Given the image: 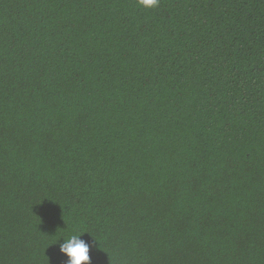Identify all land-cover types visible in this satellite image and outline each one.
<instances>
[{
	"label": "trees",
	"instance_id": "trees-1",
	"mask_svg": "<svg viewBox=\"0 0 264 264\" xmlns=\"http://www.w3.org/2000/svg\"><path fill=\"white\" fill-rule=\"evenodd\" d=\"M264 264V0H0V264Z\"/></svg>",
	"mask_w": 264,
	"mask_h": 264
},
{
	"label": "clouds",
	"instance_id": "clouds-1",
	"mask_svg": "<svg viewBox=\"0 0 264 264\" xmlns=\"http://www.w3.org/2000/svg\"><path fill=\"white\" fill-rule=\"evenodd\" d=\"M137 3L148 9L157 8L160 0H137ZM84 232H75L67 236H61L63 241L59 243V251L67 257L65 264H92L90 251L94 241H86L81 238Z\"/></svg>",
	"mask_w": 264,
	"mask_h": 264
}]
</instances>
